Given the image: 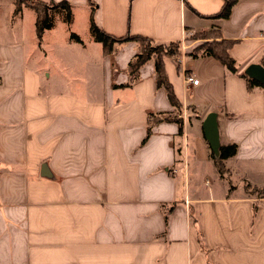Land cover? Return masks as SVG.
I'll return each instance as SVG.
<instances>
[{
	"label": "crops",
	"instance_id": "obj_1",
	"mask_svg": "<svg viewBox=\"0 0 264 264\" xmlns=\"http://www.w3.org/2000/svg\"><path fill=\"white\" fill-rule=\"evenodd\" d=\"M42 1L71 4L66 38L46 29L29 51L24 33L0 31V264H264V91L240 75L264 67V0H237L226 19L211 17L224 0ZM15 8L12 27L31 9ZM92 16L111 35L157 43L218 30L235 40L238 72L187 55L203 40L186 42L165 60L178 110L154 59L127 85L139 42L107 53L81 38L78 20L90 28ZM209 112L219 143L237 144L224 174L202 129ZM150 113L178 114L184 132L163 120L143 143Z\"/></svg>",
	"mask_w": 264,
	"mask_h": 264
},
{
	"label": "trees",
	"instance_id": "obj_2",
	"mask_svg": "<svg viewBox=\"0 0 264 264\" xmlns=\"http://www.w3.org/2000/svg\"><path fill=\"white\" fill-rule=\"evenodd\" d=\"M16 8L14 15L18 14L21 11L23 4L27 5L34 10L37 15L36 19V30L37 38L41 42L43 35L46 29L53 28V15L50 14V11L53 9H63L65 10L66 22L71 23L72 21V12L71 4L67 1L63 2H52L47 3L42 0H14ZM93 2V0H91ZM237 2V0H224V3L221 7V10L215 15H212V18H228L231 14L232 6ZM94 9V8H93ZM91 30L96 42H101L104 45V49L107 53L113 52L114 46L116 43H125L128 40H135L140 44V51L134 56V59L129 64V72L131 73L132 80L130 86L133 82L137 81L140 77V69L146 64L149 60L154 59L155 61V71L157 74V85L164 87L167 90L169 100H171L173 106L177 107L178 110L182 109V104L178 100L174 86L171 84L168 72L165 68V60L168 57L179 59L181 56V41H173L171 43H161L156 42L148 36L145 35H128L124 37H118L107 33L103 28L96 24L94 16L91 20ZM189 39H195L202 41L201 44L192 48L187 55L191 57L198 58L202 56H213L215 59H218L222 65L229 70L231 73L238 72L236 60L228 54L229 48L235 43V40L221 38L220 32L218 30H202L201 32H193ZM71 38L77 42L81 43L79 35L75 32H72ZM240 75L246 80L248 86L251 88L253 86H260L264 91V84H260L254 79L248 77L245 72L240 73ZM177 121L179 123L180 133L184 132L183 129V118L178 114L175 116L168 115L166 117H159L153 113L149 114V125L147 127V135L143 143L150 138L153 133V127L160 123L161 121ZM237 149V144H228L220 145V155L218 158L214 157L212 151H210V158L213 159L217 171L220 174H224L227 170L224 165V160L228 157H231L235 154Z\"/></svg>",
	"mask_w": 264,
	"mask_h": 264
},
{
	"label": "rangeland",
	"instance_id": "obj_3",
	"mask_svg": "<svg viewBox=\"0 0 264 264\" xmlns=\"http://www.w3.org/2000/svg\"><path fill=\"white\" fill-rule=\"evenodd\" d=\"M14 5H15V3L13 0H0V31L4 34H7L10 31L14 32L15 34L16 33H24V36L26 38V42L28 45V50L33 51L35 49L33 43H34V40L37 38V30H36L34 12L31 9L25 10L24 14H23L24 18L22 20L21 26L19 25V23L17 24L14 22L13 27H12V26H10L9 22L12 18L11 15L13 14L12 10H14ZM63 16L65 18L61 19V17L59 15L58 16L53 15V20H54L53 21V28L56 29V32H54V35H53V37H51V39L58 38L61 41V39L66 38L67 34H69V32H67V31H69L68 26H67L68 24L66 22L67 14H64ZM76 29H78L80 31L79 35L80 36L82 35L81 38L83 37L82 38L83 40H84V38L87 40L89 37H92V35H93L91 28H89V27L87 28V25H85V18L84 17L79 18L78 23L76 25ZM71 34H72V32L70 31V39L75 41L74 39L71 38ZM191 35H192L191 33H187L185 43L186 42L188 43V42L199 41V40H195V39H189V37ZM75 42H77V41H75ZM78 43H80V42H78ZM81 43H83L82 40H81ZM185 43L182 42V44H181V51H182L181 53L184 52ZM50 60L51 59H49V61ZM209 175L211 176V174H209ZM203 179H204V177L200 178L201 188H204Z\"/></svg>",
	"mask_w": 264,
	"mask_h": 264
},
{
	"label": "water",
	"instance_id": "obj_4",
	"mask_svg": "<svg viewBox=\"0 0 264 264\" xmlns=\"http://www.w3.org/2000/svg\"><path fill=\"white\" fill-rule=\"evenodd\" d=\"M245 74L259 82L260 84H264V67L251 63L247 65L245 69ZM217 113L209 112L205 116L202 122V129L204 132V137L207 140V143L210 145V149L214 155V157L218 158L220 155V143H219V128L217 127Z\"/></svg>",
	"mask_w": 264,
	"mask_h": 264
},
{
	"label": "built area",
	"instance_id": "obj_5",
	"mask_svg": "<svg viewBox=\"0 0 264 264\" xmlns=\"http://www.w3.org/2000/svg\"><path fill=\"white\" fill-rule=\"evenodd\" d=\"M185 82H186L187 84L190 83V84L197 85L198 80L195 79L193 76L188 75L187 77H185Z\"/></svg>",
	"mask_w": 264,
	"mask_h": 264
}]
</instances>
